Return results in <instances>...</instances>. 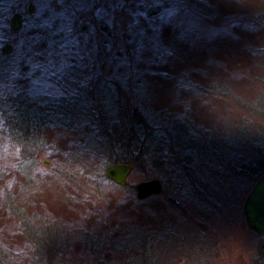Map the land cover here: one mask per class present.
Segmentation results:
<instances>
[{
    "label": "rangeland",
    "instance_id": "obj_1",
    "mask_svg": "<svg viewBox=\"0 0 264 264\" xmlns=\"http://www.w3.org/2000/svg\"><path fill=\"white\" fill-rule=\"evenodd\" d=\"M16 93L108 111L116 126L132 103L159 127L167 113L185 117L193 183L138 199L136 185L164 171L149 160L127 187L108 180L106 139L84 117L57 122L28 156L2 111ZM256 123L264 0H0V264H264L243 212L257 178L224 165L247 156L239 133ZM212 135L230 147L214 158Z\"/></svg>",
    "mask_w": 264,
    "mask_h": 264
},
{
    "label": "trees",
    "instance_id": "obj_2",
    "mask_svg": "<svg viewBox=\"0 0 264 264\" xmlns=\"http://www.w3.org/2000/svg\"><path fill=\"white\" fill-rule=\"evenodd\" d=\"M3 106L2 111L10 127L12 139L32 158L36 156V151L43 143L48 129L55 128L57 122L62 119L70 121L75 117H84L90 120L96 133L106 139L101 149L108 152L109 164L130 163L134 166V170H137L146 169L149 165L148 161L151 160L165 173L163 178L165 191L169 188L179 191L194 181L192 173L199 164L196 163L195 151H193L197 133H194L192 124L185 117L167 113L166 124L159 127L154 125L153 120H150L138 105L132 103L124 113L125 124L116 126L114 125L116 116L113 119L108 111L89 114V111H82L76 106L67 109L68 106L60 101L33 99L21 93L8 96ZM61 122L59 125L62 124ZM256 125L258 128L255 131L249 128L241 129L243 131L239 133L249 152L247 156L234 165L224 164L234 173L250 176L253 180L264 172V129L259 124ZM115 132H118L117 139L114 137ZM208 142L212 146L211 157L218 154L217 148L219 151L230 149L229 139L226 136L212 135L208 137ZM99 178L102 179L103 176L99 175ZM39 240H41L40 236Z\"/></svg>",
    "mask_w": 264,
    "mask_h": 264
},
{
    "label": "water",
    "instance_id": "obj_3",
    "mask_svg": "<svg viewBox=\"0 0 264 264\" xmlns=\"http://www.w3.org/2000/svg\"><path fill=\"white\" fill-rule=\"evenodd\" d=\"M33 12V5L29 3L28 13L32 14ZM21 26V16L17 13L12 19V30L17 32ZM12 49V45L7 44L1 49V52L9 55L12 53ZM45 163H48V161H45ZM133 170L134 166L130 163H111L105 169V177L121 187H127L129 176ZM162 191L163 182L158 177L141 181L136 185V196L140 200L161 194ZM243 212L247 228L253 231L258 238L264 239V174L259 177L247 194L243 203Z\"/></svg>",
    "mask_w": 264,
    "mask_h": 264
},
{
    "label": "flooded vegetation",
    "instance_id": "obj_4",
    "mask_svg": "<svg viewBox=\"0 0 264 264\" xmlns=\"http://www.w3.org/2000/svg\"><path fill=\"white\" fill-rule=\"evenodd\" d=\"M63 1H66V2H67L68 0H63ZM29 3H32V5H33V9H34V12H35V2H34V1H28L27 6H26V11H27V13H28V4H29ZM21 11H22V10H21ZM34 12H33V13H34ZM17 13L21 16V23H22V22H23V21H22V17H23V16H22V13H21V12H15L14 15L17 14ZM33 13H32V14H33ZM28 14H29V13H28ZM11 27H12V26H11ZM86 27H87L86 25H82L81 29H82V30H85ZM14 32H15V31H14ZM6 45H7V44H6ZM263 174H264V172H263L262 174H260V175L257 177V179H256V181H255V183H254V185H255L256 182L258 181L259 177H260L261 175H263ZM262 240H264V239H262Z\"/></svg>",
    "mask_w": 264,
    "mask_h": 264
}]
</instances>
